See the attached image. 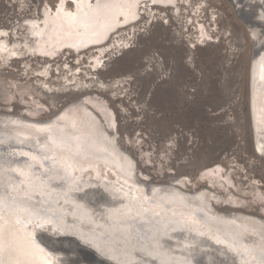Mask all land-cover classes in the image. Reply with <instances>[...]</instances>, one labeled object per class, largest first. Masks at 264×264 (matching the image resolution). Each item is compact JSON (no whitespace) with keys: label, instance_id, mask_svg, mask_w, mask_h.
<instances>
[{"label":"rangeland","instance_id":"obj_1","mask_svg":"<svg viewBox=\"0 0 264 264\" xmlns=\"http://www.w3.org/2000/svg\"><path fill=\"white\" fill-rule=\"evenodd\" d=\"M72 1L65 0V3L70 7ZM190 1L195 8L197 5L200 7L196 16L191 15L194 13L190 8L186 14L183 11L180 18L168 13L148 21L142 18L131 25L130 29L123 31V36L129 37L127 44L124 43L123 48L116 43L111 44L104 53L105 56H101V62L97 64L99 66L87 62L91 49L82 51L84 53H80L79 61L77 54L73 52L60 54L51 61L25 52L24 47L17 50L22 56L5 59L4 63L7 65L0 58V115H5L4 117L10 120L0 124V130L4 128L11 137L12 133L25 129L22 124H32L34 120L48 122L60 109L79 97L88 95L83 94V90H73L72 85L64 86L66 78H70L73 73H76L77 81H90L92 87H98V81H104L108 87L102 91L103 95H96L107 101L116 114L114 118L117 140L122 150L125 149L126 155H130L128 157H131V160L134 158L133 170L135 174H139L142 181L145 180V191L149 186L162 185L168 193L176 195L207 189L218 195L214 199L211 197L214 201L210 200L212 208L209 212L213 211V214L216 211L229 210L255 215L264 212V157L254 151L249 125L247 66H250L253 55V41L248 34V24L252 20L248 1ZM56 3L57 0H0V30L2 28L7 32L4 39L8 40L10 45L16 40H22L27 34L24 21L37 16L39 7L51 9ZM190 18L192 20L187 25L185 19ZM197 21L204 24L207 32V35L199 39L194 26ZM196 35L198 36L195 37ZM26 44L30 48L33 40L28 38ZM122 52L124 57L111 69L116 74H106L102 76L105 79L102 78L98 72L104 70L106 65L112 63L113 58ZM124 58L127 59L121 67L120 61ZM134 62L136 63L131 68ZM39 69L45 70L46 75L43 78L37 75ZM122 77L127 80L115 87L111 85L114 78ZM38 79L45 85H60L59 90L52 92L40 87ZM28 136L30 138L31 135ZM29 143L21 145L39 154L46 162L49 156L47 150L31 146ZM47 163L52 164L51 161ZM47 168L53 169L48 165ZM213 172H217L223 182L226 181V187L222 185V189L220 184L215 186L208 182V176ZM81 173L83 171H73L74 175ZM227 179H230L231 184ZM63 184L62 181L56 183L54 188L61 189ZM85 192L89 193L86 195ZM76 194L79 196L68 197L66 203L59 205L65 217L62 223L75 224L78 220V210L76 205H73L76 200L81 203L80 208L92 217L97 216L99 206L106 202L105 196L95 187L87 191L83 189L81 193ZM229 199L244 204L238 208L229 206ZM217 201H223V204ZM183 204L186 203L176 205L200 218L204 226L203 231L199 233L187 225L182 227L175 224L172 226V235L166 239L169 244H177V248L182 250L183 254L186 253L184 256L197 264H240L246 260L250 246L244 237L230 232L232 218H224V224L218 231H215V226L206 230L208 225L203 219L207 218L205 216L208 212L200 213V209L193 203H189L192 208L188 203ZM97 206L99 208L96 210ZM71 207L74 209L71 210ZM46 215L48 211L35 218L37 220L34 219V225L38 222L34 229L37 230L39 226L41 230L38 228L33 237L47 250L59 252L60 262L56 260V264H103V260L99 258L102 254L97 251L98 255L91 250V245L87 244L89 238L83 237L87 234H84L85 229L78 233L82 240H75L63 233L49 237L47 233L52 234V231L49 232L43 222L45 220L47 223L46 220H49ZM260 216L264 217V213ZM9 218L14 220L15 227H22V219L15 216ZM50 219L57 221L59 218L53 211ZM212 233L216 237V245L205 237L206 234ZM203 239L204 244H207L205 246L202 245ZM188 245H191V248ZM210 246H213L212 249ZM257 264L264 262L258 259Z\"/></svg>","mask_w":264,"mask_h":264},{"label":"bare ground","instance_id":"obj_2","mask_svg":"<svg viewBox=\"0 0 264 264\" xmlns=\"http://www.w3.org/2000/svg\"><path fill=\"white\" fill-rule=\"evenodd\" d=\"M247 1L252 16L251 23L248 24V34L253 41V55L249 66L248 109L249 117L251 110L253 113V128H251L253 148L257 155L264 157V45L260 50L254 49L264 41V0ZM190 8L194 13L191 15L196 16L200 11V7L192 6L190 0H73L70 7L66 5L65 0H57L53 8L39 7L37 16L31 19L25 18L23 24L27 34L22 40L15 39L16 41L10 45V42L4 39L7 32L1 28L0 58L4 63L7 58L20 57L22 53L17 50L24 47L25 52H31L35 56L51 61L60 54L73 52L77 54L79 61L80 53L91 49L90 55L87 54V62L99 66L97 64L101 62V56L111 44L116 43L120 48L124 47V43L127 44L129 37L123 36V31L130 29L131 25L142 18L148 21L155 16H166L167 13L180 18L183 11L186 14ZM191 20V18L185 19L186 24L188 25ZM194 26L199 34L195 37L198 36L199 39L207 35L204 24L197 21ZM28 38L33 40L30 48L29 43L26 44ZM126 59L120 61L121 67ZM37 75L43 78L46 75L45 70L39 69ZM125 80L127 79L123 77L114 78L111 85L115 87ZM81 81H77L76 73H73L70 78H66L64 86L72 85V89H77V92L92 87L90 81ZM38 84L52 92L59 90L60 86L45 85L41 79H38ZM97 85L103 91L108 87L104 81H98ZM114 115L116 114L107 101L96 94H88L60 109L48 122L34 120L32 124L24 123L22 126L25 129L12 133L11 137L4 128L0 130V222L7 216L0 225V264H56V260L60 262L58 251L47 250L45 246L40 245L36 237H33L39 228L38 226L35 230L34 219L44 211H48L46 216L49 220H46L47 223L45 220L43 222L48 231H52V234L47 233L49 237L53 238V234L63 233L75 240L78 238L82 240L78 233L85 229L84 234H87L83 237L89 238L86 243L91 245V250L102 254L103 258L97 253L103 264H197L191 258L184 256L186 253L183 254L182 250L177 248V244L167 242L175 224L182 227L187 225L199 233L203 231L204 226L200 218L192 215L191 211L177 207L176 204L182 205V203H193L198 210L200 209V213L208 212L205 216L207 218L203 219L208 225L206 230L215 226V231H218L224 224V218H232L230 232L244 237L248 242L247 245L250 246L245 263L239 261L240 264H257L258 259L264 262V217L260 216L264 212L260 210V214L255 215L229 210L216 211L213 214V211L209 212L212 208L210 200L211 197L214 199L218 195L207 189L192 194L176 195L168 193L169 191L163 189L162 185L149 186L145 191L146 185H143L145 180L142 181L139 174L134 173L135 166L132 164L134 158L131 160V157H128L130 155H126L125 149L122 150L117 140ZM4 116L0 115V124L10 122ZM28 135H31L30 138ZM31 139L32 141H29ZM21 143H29L31 146L47 150L48 160L45 162L43 157L29 150L30 148H23ZM48 161L52 164L49 165ZM47 165L53 169H48ZM73 171H83V173L74 175ZM216 173L213 172L208 176V182L213 185L220 184L223 189L222 185L226 187V181L219 179L220 176ZM61 181L64 182L62 188L55 189L54 185ZM229 183L231 184V181ZM91 187L97 188L106 199V202L99 204L100 208L97 206L96 210L98 208L100 210L97 216L92 217L80 208L81 203L76 200L73 205H76L75 208L78 210L76 214L78 220L73 221L75 224L64 222L63 224L64 212L59 209V205L66 203L68 197L81 193L83 189L90 190ZM87 193L85 192L86 195ZM38 200H41L42 207L38 205ZM228 201L229 206L237 208L244 204L230 199ZM217 203L223 204V201ZM190 206L192 208V205ZM72 209L74 207H71ZM53 211L59 218L57 221L50 219ZM10 216L22 219V227H15V222L10 220ZM205 237L214 242L213 245L217 244L213 233L206 234ZM204 243L203 239L202 245ZM188 246L191 248V245ZM212 247L210 246L211 249Z\"/></svg>","mask_w":264,"mask_h":264},{"label":"water","instance_id":"obj_3","mask_svg":"<svg viewBox=\"0 0 264 264\" xmlns=\"http://www.w3.org/2000/svg\"><path fill=\"white\" fill-rule=\"evenodd\" d=\"M264 45V41L262 42V44L260 46H256L254 47L255 50H260L261 46ZM123 52L118 54V56H116L115 58H113V61L112 63L106 65V67L104 68V70L98 72L99 75L102 77L103 75H106V74H109V75H115L116 73H114V71H112L111 69H113V67H115L117 65V62L119 59L123 58ZM138 59V58H137ZM249 62V61H248ZM136 62H134V64H132L131 68L134 67ZM120 74V72H119ZM249 74V65L247 66V76ZM105 79V77H102ZM107 79V78H106ZM150 84V82H148V85ZM102 91L101 88H98L97 86H93L92 88H87V90H83L82 93L83 94H90V95H94V94H98V95H103L102 94ZM251 99H252V95H251ZM4 107V106H3ZM253 113H252V110H251V113H250V118H251V121H249V125H251L250 127L253 128V117H252ZM256 115V113H255ZM251 122V123H250ZM258 123V122H257ZM260 123V122H259ZM259 125V124H257ZM260 126V125H259ZM252 135H251V144H252Z\"/></svg>","mask_w":264,"mask_h":264}]
</instances>
